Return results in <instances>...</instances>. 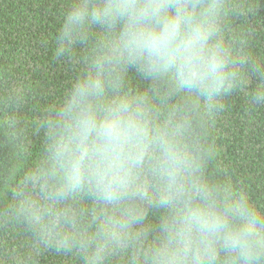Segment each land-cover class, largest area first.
Masks as SVG:
<instances>
[{
	"label": "clouds",
	"instance_id": "clouds-1",
	"mask_svg": "<svg viewBox=\"0 0 264 264\" xmlns=\"http://www.w3.org/2000/svg\"><path fill=\"white\" fill-rule=\"evenodd\" d=\"M40 43L67 82L0 63V264H264V0H67Z\"/></svg>",
	"mask_w": 264,
	"mask_h": 264
},
{
	"label": "trees",
	"instance_id": "trees-1",
	"mask_svg": "<svg viewBox=\"0 0 264 264\" xmlns=\"http://www.w3.org/2000/svg\"><path fill=\"white\" fill-rule=\"evenodd\" d=\"M67 0H0V63L11 60L33 78L67 82L66 70L51 65L40 43L55 32L57 15ZM231 149L225 146V153Z\"/></svg>",
	"mask_w": 264,
	"mask_h": 264
}]
</instances>
